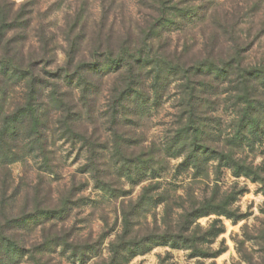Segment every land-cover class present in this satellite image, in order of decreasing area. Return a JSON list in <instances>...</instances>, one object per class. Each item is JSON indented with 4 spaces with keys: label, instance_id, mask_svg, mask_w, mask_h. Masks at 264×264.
Returning a JSON list of instances; mask_svg holds the SVG:
<instances>
[{
    "label": "rangeland",
    "instance_id": "rangeland-1",
    "mask_svg": "<svg viewBox=\"0 0 264 264\" xmlns=\"http://www.w3.org/2000/svg\"><path fill=\"white\" fill-rule=\"evenodd\" d=\"M193 4L200 11L193 21L176 20L164 50L187 61L202 57L211 29L219 27L216 15L234 27L240 66L264 69V0ZM1 8L19 17L5 36L10 57L28 61L46 53L40 69L78 105L75 131L86 137L63 135L53 113L49 167L32 154L0 170V217L38 205L55 211L11 233L18 242L37 246L57 236L59 245L42 256L48 264H264V70L260 80L198 94L191 111L180 82L160 89L156 99L148 81L145 100L125 103L117 117L110 104L125 87L122 71L102 79L89 74L86 94L77 79L53 78L69 56L75 64L90 61L97 42L115 47L126 30L134 37L149 16L157 18L145 0H0ZM50 92L39 101L49 105ZM24 93L21 83L10 89L7 107ZM244 95L247 109L238 100ZM188 111L198 134L183 133ZM245 111L253 125L241 140ZM19 264H32L30 256Z\"/></svg>",
    "mask_w": 264,
    "mask_h": 264
},
{
    "label": "trees",
    "instance_id": "trees-1",
    "mask_svg": "<svg viewBox=\"0 0 264 264\" xmlns=\"http://www.w3.org/2000/svg\"><path fill=\"white\" fill-rule=\"evenodd\" d=\"M196 1L145 0L146 6L158 15L157 18L149 16L150 19L145 22L144 27L139 25L134 37L130 30H126L115 47L110 43L102 45L101 42H97L95 44L97 49L93 52L95 55L90 61H80L75 64V59L69 56L66 67L59 69L58 76L53 79L65 84H71L77 79L76 86L82 87L81 93L86 94L90 86L87 81L89 74L102 79L107 71L111 70L115 73L122 71L120 75L125 87L110 104L113 116L117 117L123 111L125 103H139L145 100L141 89L148 81L150 86L147 89H152L156 99L160 96V89L168 87L172 81L180 82L183 92L189 95L186 107L191 111L194 102L198 100V94L215 96L218 94L219 85L223 83L236 82L244 85L248 78L260 80L264 69L253 71L240 66L234 27L227 23L228 21L221 24L216 19V15L212 19H215L219 27L211 29L202 57L187 61L174 58L164 50L168 45L164 35L173 31L176 20L193 21L200 11V8L193 4ZM201 4L206 10L205 6L210 5V2L204 1ZM199 17L206 16L203 13ZM18 18V15L11 14L10 10L0 9V170L8 168L15 162H22L32 154L41 158L49 167L51 152L47 145V129L53 113L59 114L54 125L61 126L63 135L80 141L86 140L84 135L75 131V124L81 119L79 110H76L79 109L78 105L74 106V101L68 100L70 95L58 92L57 84L48 82L52 76H49V79L45 78L46 74H43V70L40 69L46 62V53L42 51L41 58L28 59V61L13 60L10 57L12 42L5 36L15 25V22H10L19 21ZM109 39L111 38H107V42ZM227 43H229L227 52L215 54L216 49H222ZM234 76L236 80L233 79ZM20 83L24 84V98L14 102L13 106L7 107L9 90ZM45 89L51 90L49 105L41 103L38 98ZM238 100L246 105V109L250 106V101L245 95L238 97ZM85 103L83 105L86 108L88 104ZM189 111L183 133L188 135L190 130L195 135L200 130L193 120L195 113L192 115ZM242 116L246 122L248 111H245ZM245 125L237 136L241 140L244 136L243 132L250 130L253 124L251 120H248ZM197 160L198 158H195L194 161ZM50 212L55 211L38 205L33 211L22 213L15 218L14 216L0 217V264H19L26 255L30 256L32 264H48L42 256L47 255L55 244L59 245L57 236H47L40 245L27 246L22 241L18 242L16 235L13 236L11 233L24 228L28 229L29 225L41 215L43 217ZM58 214L56 212V215Z\"/></svg>",
    "mask_w": 264,
    "mask_h": 264
}]
</instances>
